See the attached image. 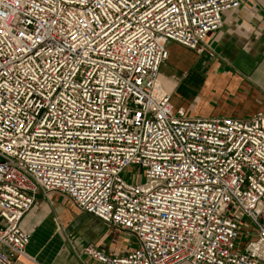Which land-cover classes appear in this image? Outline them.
Here are the masks:
<instances>
[{"label":"built area","instance_id":"1","mask_svg":"<svg viewBox=\"0 0 264 264\" xmlns=\"http://www.w3.org/2000/svg\"><path fill=\"white\" fill-rule=\"evenodd\" d=\"M242 3L0 0V264L52 192L134 239L102 264H264V112L191 117L161 75Z\"/></svg>","mask_w":264,"mask_h":264},{"label":"crops","instance_id":"2","mask_svg":"<svg viewBox=\"0 0 264 264\" xmlns=\"http://www.w3.org/2000/svg\"><path fill=\"white\" fill-rule=\"evenodd\" d=\"M224 20V28L206 40L215 52L213 59L176 43L167 45L170 57L161 75L173 90L172 103L186 107L191 117L245 118L264 112V0H243L238 10L224 14ZM207 66L210 69L202 70L205 84L213 85L221 77L228 91L204 92L194 102L184 103L177 88L191 69ZM21 228L31 240L26 256H19L14 264H102L84 256L82 248L91 244L117 255L135 245L129 234L81 212L58 192L39 197Z\"/></svg>","mask_w":264,"mask_h":264},{"label":"rangeland","instance_id":"3","mask_svg":"<svg viewBox=\"0 0 264 264\" xmlns=\"http://www.w3.org/2000/svg\"><path fill=\"white\" fill-rule=\"evenodd\" d=\"M208 59H213L215 56H210L209 54H204ZM206 69H191L190 74L185 78V80L181 83V85L177 88V94L178 96L184 101V103L189 104V102H194V98H196L199 94L204 92H224L226 93L228 89L225 86H222V78L220 77L218 82L213 83V85H206L204 81L205 80V74L202 73V70L206 72L208 66L205 67ZM210 69V68H209ZM217 79V77L213 78ZM227 82V81H226ZM225 82V83H226ZM196 101V100H195ZM142 170L137 167H130L127 169L124 177L127 181H130V179L133 177H138V180H144L143 178L139 177L142 174ZM240 213V210L237 209L235 213ZM127 248V250H131V245Z\"/></svg>","mask_w":264,"mask_h":264}]
</instances>
